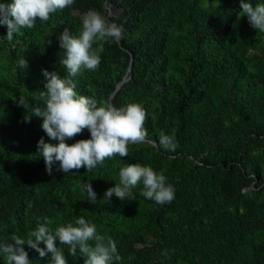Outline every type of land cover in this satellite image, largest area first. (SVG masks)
I'll list each match as a JSON object with an SVG mask.
<instances>
[{"label": "trees", "instance_id": "16d2710c", "mask_svg": "<svg viewBox=\"0 0 264 264\" xmlns=\"http://www.w3.org/2000/svg\"><path fill=\"white\" fill-rule=\"evenodd\" d=\"M104 1L74 0L47 21L37 18L32 28H20L11 41L7 26L0 25L1 46H9L7 69L0 76V103L7 106L0 114V264H6L2 246L12 234L27 240L59 208L60 226L84 217L95 224L97 235H110L112 218L126 198L113 194L105 203L104 193L119 183V170L128 164L163 173L175 190L174 199L166 204L146 199L140 194L142 182L130 189L137 202L146 206L137 216L157 234V254L124 263L123 251L132 252L143 238L124 232L116 243L121 259L112 264H181L183 260L185 264H264V181L256 183L257 200L241 191L250 179L264 176V66L247 70L244 51L257 45L249 35L259 30L249 24L233 25L241 0L207 6L202 0H121L123 10L109 17L122 27V39L94 42V49L103 43L98 68L82 67L77 76L69 77L60 63L64 50L58 38L64 28L74 36L80 34L82 18L74 9L104 13ZM244 2L253 7L264 4V0ZM121 54L129 59L130 76L116 87L121 76L114 74L113 62ZM21 59L26 68L19 66ZM42 70L72 79L75 91L95 99L98 106L104 101L116 107L140 104L146 111L147 140L129 144L127 157L107 158L91 171L82 167L66 174L56 170L57 162L48 175L37 143L41 137L46 143L58 141L43 131L41 117L25 122L26 109L16 103L26 95L29 109H44L39 91L47 81ZM103 91L112 93L111 100L101 97ZM10 109L15 113L9 114ZM161 133L174 134L175 151L159 145ZM75 138L90 139V132L86 129ZM164 159H170L171 169L164 168ZM88 183L97 194L95 204L87 199ZM174 212L191 225L205 220L209 226L195 232L182 230ZM249 228L258 230L253 247L241 252L237 262L226 255L220 263L218 256L225 246L237 241V230L243 237ZM56 243L68 264H84L79 250L73 256L67 246ZM39 247L46 246L41 242ZM24 248L30 264H50V254L41 258L27 244Z\"/></svg>", "mask_w": 264, "mask_h": 264}, {"label": "clouds", "instance_id": "9594fccd", "mask_svg": "<svg viewBox=\"0 0 264 264\" xmlns=\"http://www.w3.org/2000/svg\"><path fill=\"white\" fill-rule=\"evenodd\" d=\"M74 0H11L10 3H0V25L7 26V38L20 28H32L37 18L47 21L50 14L71 6ZM241 16L246 15L250 25L264 32V4L240 3ZM111 14V13H110ZM122 27L101 15L95 9H89L82 16V30L78 36L72 35L64 28L59 36V46L64 50L60 63L66 68L69 77H75L81 68L95 70L98 68L103 52V43L93 48V43L122 39ZM22 68L27 67L24 59L18 61ZM47 83L45 89L39 91V97L45 107L29 104L21 95L16 101L18 106L26 109L24 121H30L32 116L43 119L42 129L50 140L58 143H46L41 137L37 143L40 156L43 157L48 175H52L53 165L59 162L57 171L68 173L84 167L91 171L105 159L116 155L128 156L129 144H140L147 140V130L144 127L146 111L138 103H129L116 107L108 101L101 106L93 98L80 95L75 91L76 85L72 79L61 78L58 72L42 70ZM84 129L90 132V139H81L71 145L66 140L81 134ZM159 145L166 151H175L177 143L175 136L161 133ZM143 184L140 194L146 199L154 200L157 204L170 203L174 199V188L166 183L163 173L155 172L150 166L128 164L119 170V183L107 189L103 200L110 202L115 194L120 199H132L130 189ZM87 199L95 204L97 194L90 183L85 185ZM45 222L38 224L25 240L12 234L10 242L2 246L6 264H30L24 245L35 249L41 258L50 254V264H68L62 247H68L69 254L75 256L77 250L84 257V264H112L121 259L116 242L110 237L97 235L95 224L79 217L74 222L61 225L55 230L50 228L53 221L47 217ZM43 243L46 247L40 248ZM92 242V243H90Z\"/></svg>", "mask_w": 264, "mask_h": 264}, {"label": "rangeland", "instance_id": "374dc122", "mask_svg": "<svg viewBox=\"0 0 264 264\" xmlns=\"http://www.w3.org/2000/svg\"><path fill=\"white\" fill-rule=\"evenodd\" d=\"M120 1L121 0H110V1L105 0L102 4L104 13L100 12V14L106 16L110 20L109 16L111 14H113L115 11L120 12L123 10V7L120 4ZM220 1L222 0H202L201 4H203L204 6H207L210 3H218ZM91 9H95V8H91ZM88 10L89 9H86L85 11H80L78 9H74L73 13L75 15H78L80 18H82L83 14L86 13ZM95 10L97 11V9ZM240 14H241V10L236 15L233 21V25L235 27H239L243 24L250 25L246 15L241 16L240 19L237 20V16ZM249 36H250L249 37L250 39H253L252 42L257 44L256 46H249L244 51L247 70L249 72H252V70L257 69L259 65L264 66V32L259 31L256 34L249 35ZM8 47L6 45L1 46V43H0V76H2L5 73V70L7 69V65L9 61V55L7 52ZM129 64H130L129 59L124 54L119 55L117 60H114L113 62L114 74H119L121 76L120 81L123 79H124L123 81H125L129 78L130 76ZM175 67H176V63H173V66H172L173 72L175 71L174 69ZM120 81H118L116 85ZM100 95L103 99L107 98L108 100H111L112 93L106 94L103 91L102 94ZM25 98H27L26 95H25ZM110 103L113 105L112 101ZM5 107L7 106L0 103V114L2 111H4ZM15 111L16 110L14 109H10L9 114H14ZM85 130L86 129H84L83 132ZM77 141L78 140L74 137L72 139L66 140V143L71 145ZM164 162H165L164 168L171 169L169 168L172 166L170 159L168 160L164 159ZM185 162H188V159H185ZM187 164L188 163H185L183 167L185 168ZM211 165H213V162L211 163ZM174 168L177 171L180 169V167H177V168L174 167ZM251 176H254V175L251 174ZM261 180L264 181V176H263V179L262 177L261 178L259 177L256 180L250 179L249 182L242 187L241 191L244 193L245 196L249 195L254 200H257L255 197H257V190L259 189V187L256 186V183L260 182ZM131 197L132 199L126 198L123 201V204L116 210L115 215L112 218V226H111L112 233L110 232V235L104 234V236L106 237L110 236L116 243L121 242V236L123 235L124 232L125 233L126 232L127 233H139L143 235V238L136 242V245L132 249V252L123 251L124 263L129 262V260H133L134 262H140L142 261V259H145V258L148 259V258L154 257L157 254L156 250L158 249L157 248V245H158L157 234L153 232L152 229L150 231L149 228L148 229L146 228L145 219H142L141 217L137 216V213L145 209L146 206L144 204L140 205L136 200L137 197L132 193H131ZM240 212L244 213V209L240 208ZM172 215L178 221V224H180V228L182 230L184 229V230L195 232L199 230L201 227L209 226L207 225V222L205 220L203 224L194 226L188 223V221L182 218L179 214L174 212L172 213ZM60 216H61V208H59L58 211H56L52 216L51 220L53 221V223L51 225H53L52 226L53 230H55L57 226H60L59 225ZM257 233H258V230H255V229L253 230L249 228L247 231V235L240 237V229L237 230L236 232L237 241L235 240V242L231 246L229 245L225 246V251H223V253L220 254V256H218L219 257L218 261H220V263H223L224 257H226L227 255L228 258L232 259L231 260L232 262H237L241 258L239 256L240 253L244 251H249V248L251 249L254 243L257 242V239H256ZM152 247H154L155 249L152 250ZM181 264H185V261L184 260L181 261Z\"/></svg>", "mask_w": 264, "mask_h": 264}, {"label": "water", "instance_id": "95a60500", "mask_svg": "<svg viewBox=\"0 0 264 264\" xmlns=\"http://www.w3.org/2000/svg\"><path fill=\"white\" fill-rule=\"evenodd\" d=\"M129 69H131V64H129ZM123 80H124V79H123ZM123 80H121V81L117 84L116 87H119L120 83H121Z\"/></svg>", "mask_w": 264, "mask_h": 264}]
</instances>
